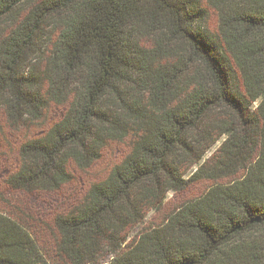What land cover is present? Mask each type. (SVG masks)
Listing matches in <instances>:
<instances>
[{"label": "trees", "instance_id": "trees-1", "mask_svg": "<svg viewBox=\"0 0 264 264\" xmlns=\"http://www.w3.org/2000/svg\"><path fill=\"white\" fill-rule=\"evenodd\" d=\"M26 2L0 0V109L16 125L49 102L66 108L20 144L5 184L56 191L71 166L88 168L109 141L127 138L129 149L76 205L53 215L49 253L28 217L0 209V264L52 256L64 264H264V0ZM203 3L217 14L215 34L205 29ZM49 26L54 40L43 56ZM142 33L153 47L141 45ZM137 79L148 96L129 100ZM221 136L215 176L234 178L125 246L126 226L200 177L203 163L187 178L182 165L199 162Z\"/></svg>", "mask_w": 264, "mask_h": 264}, {"label": "rangeland", "instance_id": "rangeland-1", "mask_svg": "<svg viewBox=\"0 0 264 264\" xmlns=\"http://www.w3.org/2000/svg\"><path fill=\"white\" fill-rule=\"evenodd\" d=\"M39 1L29 0L23 6L26 7L28 4ZM203 5L208 14L205 21V29L215 34L217 14L206 3H203ZM20 8L22 7L20 6ZM53 32L54 28L52 26L44 30L45 34L41 50L43 56L47 55L50 50L51 43L54 40ZM150 38L151 35L142 33L141 45L153 47V44L150 43ZM164 57L163 63L170 60V57ZM142 85L143 83L138 79L136 83L130 82L127 85L126 94L129 100H139L148 96L146 91H142ZM65 108V105L49 102L42 110L40 117L29 116L16 125H11L5 112L0 109V209L16 212L25 219L28 217L27 225L30 232L35 236L43 251L46 252L52 249L54 229L51 219L53 215L67 212L76 205L82 199L90 184L104 178L111 166L119 162L129 149L127 138L121 141H109L103 147L100 158L88 168L81 170L71 166V180L56 191L25 192L7 186L4 179L17 166L20 144L27 139L41 136L52 123L61 117ZM222 139L223 136L219 137L204 153L199 162L189 166L187 165L188 161H186L182 165L181 171L183 176L187 178L200 163H203L200 177L191 180L183 190H168L158 209L145 210L144 216L140 221L126 226L123 232L125 246L136 239L144 230L161 224L182 203L198 197L213 184L228 183L234 178L235 175L215 176V173H217L215 166L218 161L216 156H214V152ZM100 255L101 262H105L111 257V253L109 250L106 251V249H103ZM53 261L56 262H54L55 264H64L63 260L58 256L48 257L49 264H53Z\"/></svg>", "mask_w": 264, "mask_h": 264}]
</instances>
